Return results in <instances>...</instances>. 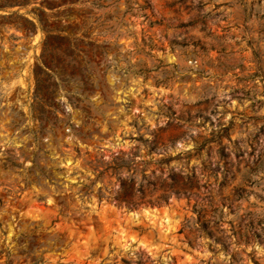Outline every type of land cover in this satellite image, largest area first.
<instances>
[{
  "label": "rangeland",
  "instance_id": "374dc122",
  "mask_svg": "<svg viewBox=\"0 0 264 264\" xmlns=\"http://www.w3.org/2000/svg\"><path fill=\"white\" fill-rule=\"evenodd\" d=\"M9 2L0 264H264V0Z\"/></svg>",
  "mask_w": 264,
  "mask_h": 264
},
{
  "label": "trees",
  "instance_id": "16d2710c",
  "mask_svg": "<svg viewBox=\"0 0 264 264\" xmlns=\"http://www.w3.org/2000/svg\"><path fill=\"white\" fill-rule=\"evenodd\" d=\"M30 1L31 0H10V2L7 3V5L4 8H11L14 6L18 8H22V7L27 6L29 3H34L35 0H33L32 2ZM44 4H46V2L45 3L41 2L40 6L42 7ZM41 7L35 8V9L38 10L39 13H43L44 11L41 9ZM53 8H55V6H51V5L48 6L49 11H52ZM31 14L33 16V19L36 22H34L31 19L30 20L26 19V21H28V23H30L34 27L39 26L41 33L45 35V38L43 40L42 52H41L38 68H39L40 73L43 76H45L47 79H49L50 77H53V74H52L53 54L51 52L46 51L45 44L48 42L56 41L59 44H62L65 46L66 51H67L66 56H68L69 58L75 59V57L72 55L73 51H75L74 40L82 42L88 38V34L83 32L80 37H77V34L79 33L78 30L75 31L74 33H71V32L68 33L62 30H52V29H47V28L45 29V27L42 26V19H40V15L34 12H31Z\"/></svg>",
  "mask_w": 264,
  "mask_h": 264
}]
</instances>
